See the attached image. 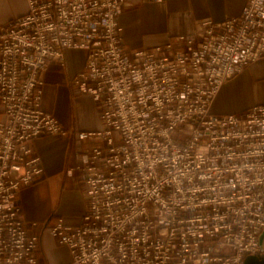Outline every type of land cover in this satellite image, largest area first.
<instances>
[{
  "label": "built area",
  "instance_id": "2783aa9c",
  "mask_svg": "<svg viewBox=\"0 0 264 264\" xmlns=\"http://www.w3.org/2000/svg\"><path fill=\"white\" fill-rule=\"evenodd\" d=\"M245 2L143 48L118 26L133 0H27L0 28V264H42L18 194L43 175L34 140L44 135L75 140L86 209L51 225L67 264H244L259 253L264 104L212 110L221 87L264 56V0ZM72 48L86 56L70 86L96 101L100 130L68 129L41 107V73Z\"/></svg>",
  "mask_w": 264,
  "mask_h": 264
},
{
  "label": "crops",
  "instance_id": "0c3cea01",
  "mask_svg": "<svg viewBox=\"0 0 264 264\" xmlns=\"http://www.w3.org/2000/svg\"><path fill=\"white\" fill-rule=\"evenodd\" d=\"M133 2V6L123 8L118 15V26L132 48L164 44L169 37L191 34L196 29L197 19L221 21L241 13L246 3L245 0ZM27 11V0H0V28ZM85 52L84 49H68L64 64L49 62L41 73L44 82L41 107L67 128L95 131L101 128L96 101L89 95L77 93L69 83L70 78L83 69ZM257 104H264V56L250 62L221 87L212 110L219 115L238 114ZM74 146V138L62 135L36 138L34 147L41 156L43 175L18 194L23 218L35 223L33 231L39 234L36 254L43 264H67L71 259L68 246L61 245L52 233L53 219L62 216L75 223L86 209L72 170L76 163ZM258 254L264 255V240Z\"/></svg>",
  "mask_w": 264,
  "mask_h": 264
},
{
  "label": "water",
  "instance_id": "95a60500",
  "mask_svg": "<svg viewBox=\"0 0 264 264\" xmlns=\"http://www.w3.org/2000/svg\"><path fill=\"white\" fill-rule=\"evenodd\" d=\"M264 240V229L259 235V245L262 246ZM244 264H264V255L263 254H249L244 259Z\"/></svg>",
  "mask_w": 264,
  "mask_h": 264
},
{
  "label": "rangeland",
  "instance_id": "374dc122",
  "mask_svg": "<svg viewBox=\"0 0 264 264\" xmlns=\"http://www.w3.org/2000/svg\"><path fill=\"white\" fill-rule=\"evenodd\" d=\"M134 5V4H133ZM133 5H131V6H133ZM127 7H130V6H127ZM198 20V19H197ZM197 20H196V22H197ZM68 129H70V128H68ZM65 137H70V136H65ZM75 147V146H74ZM74 152H75V149H74ZM75 154V153H74ZM77 187H79L78 188V190H79V192L81 193V195H82V192H81V187L79 186V184L77 183ZM82 197H83V195H82ZM85 202V201H84ZM43 264V263H42Z\"/></svg>",
  "mask_w": 264,
  "mask_h": 264
}]
</instances>
